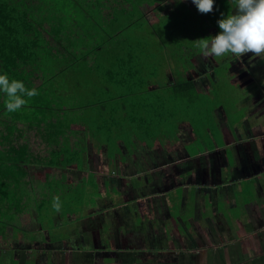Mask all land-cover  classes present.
I'll use <instances>...</instances> for the list:
<instances>
[{
  "label": "rangeland",
  "instance_id": "374dc122",
  "mask_svg": "<svg viewBox=\"0 0 264 264\" xmlns=\"http://www.w3.org/2000/svg\"><path fill=\"white\" fill-rule=\"evenodd\" d=\"M40 1L38 4L41 6L40 15L38 21L33 23L31 20L26 21L25 15H20L10 8L5 0H0V11L6 15L7 23L13 28L12 34L4 35L0 26V43H5L7 53L14 56L9 50V44L15 43L14 37L19 38L17 44L21 46L23 54L14 57L20 59L22 65L31 64L27 70H22L23 79L19 81H22L27 88H35L38 91L35 97L30 99L25 97L28 103L16 111L24 121L21 126L23 125L31 149L38 154V164L28 166L29 176L24 180L29 183L28 186L25 182L20 183V189H25L26 192L29 190L26 196L31 198L25 197L24 202H27L30 214H20L16 227L3 228V234H0V264H26V262L28 264H133L132 260L136 256H140L144 261L149 259L150 261H146L145 264H152L153 259L149 254L144 255L137 251L152 247V244L156 243L157 236L161 239L163 237L156 235L153 239V236L146 232L145 234L139 232L131 236L129 242L126 241L124 247L129 248V252H115L121 256L120 261L116 259L115 253L111 252L109 256H103L102 252L97 253V251L85 253L71 250L83 247L82 244H86L87 236L76 232L80 229L78 227L84 224L78 215L75 216L76 203L72 201L77 200V196L72 194L70 202L69 194L65 195L64 200L60 198L61 192L66 190L67 185L77 182L72 190L80 189L98 207L100 198L98 187L94 185L87 187L89 180L86 179L84 185L81 179L87 177L89 173L101 175L107 161L106 151L113 147L116 150L124 148L122 142L126 140L136 145H139L138 141H140L142 146H155L158 147L157 150L165 148L164 156L162 155L164 160L168 150L179 156V148L189 146L196 149L200 144L202 146L205 140L215 142V137L220 131L227 132L225 123L229 130H234L230 118L239 116L237 110L239 105L234 106L233 100L241 96V102L248 101V97L243 95L249 92L254 109L264 100V53L260 56L253 54L237 56L228 53L221 57H205L195 46L194 40L210 38L220 32L217 21L237 12L235 0H214V10L208 14L200 13L192 0H95V2L94 0H53L54 3ZM73 9L78 11L81 18L87 16L92 22L94 18L99 24V30L95 26L93 29H97L95 36L101 45L87 53L81 60L66 50V44L62 40L64 36L62 28L70 24L69 17L74 13ZM51 11L54 14L51 13L49 19L42 16L43 13L48 14ZM51 17L61 19L62 24H58V20L51 22ZM39 24L38 30L35 31L34 25ZM25 28H29L33 34L25 35ZM142 29L144 33L148 31L150 35L142 38L139 31ZM135 34H137V46L131 41L135 38ZM124 37L127 39L129 37L127 42ZM129 40L132 44L128 43ZM127 51L137 52V74L118 77L117 74L115 76L109 73L107 66L110 64V58L114 55L120 57ZM158 60L161 63L158 62L157 67L152 66V63ZM82 61L89 65H83ZM93 63L94 70L91 66ZM231 63L235 73L232 76L228 70ZM234 68L237 70L235 71ZM14 69H10L11 77L18 73V70L14 71ZM238 71L239 74L236 75ZM229 77L235 89L225 82ZM97 78L98 82H96ZM182 78L190 80L194 85L192 88L194 91L189 89L187 96L186 93L174 91L173 88L183 81ZM220 78L225 81L219 83ZM212 82H217L213 92L209 89ZM96 87L109 89L117 101L127 100L125 106L123 103L117 107L111 106L108 110L109 116L102 120L98 119L96 114L99 111L95 112L92 109L94 95L89 93L90 89ZM142 87H146L148 91H141ZM189 93L203 94L200 97V102L203 98L201 110L202 113L208 112L207 114L188 116L193 115L189 113V109L191 112L196 111V99L199 98L195 96V100H190L188 108L187 101L188 98L191 99ZM127 94L130 96L123 97L125 99L119 98ZM104 97L106 99L107 95L104 94ZM35 99H39L42 105L36 106ZM115 99L108 98L107 101L112 102ZM86 103L88 104L84 107ZM38 107L44 108L40 114L35 110ZM156 107L157 112H155ZM260 108L262 107L256 110ZM252 110L248 106L244 108L247 121H251L254 116ZM57 111L64 118H70L73 123L71 129L76 130L77 134L70 136L69 140L56 137L59 130L52 124L56 123L54 118ZM155 113L159 114L156 120ZM199 119L202 120L198 122ZM204 121L205 123H200ZM120 135L123 137H119ZM68 150L77 151L81 156V169L87 165L89 170L83 172L84 170L77 169L76 163H73L72 166L65 167L66 170L60 171L62 167L57 166L58 161L67 154ZM130 151L133 152L132 149ZM146 156L147 154L144 156V153H138L137 158L144 159L142 167L139 168L145 169L148 165V156ZM116 191L119 189L117 188ZM116 191L111 189L110 195L119 202L117 198L120 195L119 193L116 195ZM137 193L144 197L152 195L146 188L144 192L138 190ZM57 196L61 205L59 212L53 208V198ZM101 208L99 206L96 210ZM165 208L167 209L166 205ZM178 209L177 203L175 211ZM151 211L148 201L137 208V214L141 216L149 217ZM10 214L13 215L12 212ZM186 215V212L180 214L182 222ZM112 219L116 220L117 224L113 225L117 229L118 220L113 217ZM92 220L89 217L88 224L94 227L96 224H93ZM163 220L165 221V218ZM97 222V226H100L99 221ZM2 226L0 224V227ZM169 230L171 228L168 224L167 232ZM73 232L76 234L72 235ZM99 238L102 242L104 239L108 240V235L103 237L99 233ZM177 256L179 257L176 259L180 260L178 263L181 264L183 255L179 253ZM85 257L93 260L87 262ZM216 261L218 262L217 259Z\"/></svg>",
  "mask_w": 264,
  "mask_h": 264
},
{
  "label": "crops",
  "instance_id": "0c3cea01",
  "mask_svg": "<svg viewBox=\"0 0 264 264\" xmlns=\"http://www.w3.org/2000/svg\"><path fill=\"white\" fill-rule=\"evenodd\" d=\"M243 96L248 97V101L241 102L240 97L233 100L234 106L239 105V116L230 118L234 130H229L224 122L227 132L220 131L215 142L205 140L196 149L179 148V156L167 149L168 154L163 160L165 148L157 150L155 146H142L138 140L139 145L126 140L122 142L124 148H117L115 159H110L111 148L108 147L105 153L108 166H104L101 175L89 173L81 179L84 183L86 179L92 181L88 187H98L101 196L98 207L102 208L96 210L98 207L93 203L81 204L84 207L80 208V202H76L75 216L84 221L76 232L85 234L87 241L83 247L71 250L97 251L103 256H109L110 252L125 253L129 250L124 247L126 241L141 231L151 234L153 239L156 235L163 237L157 236L152 247L137 251L149 254L152 264H179L180 260L176 259L179 253L183 255L181 264H264V119H261L264 117V100L255 106L262 108L256 110L249 92ZM245 106L253 109L251 121L246 120ZM258 115L261 117H256ZM138 153L148 156L145 169L139 168L144 159H138ZM75 165L83 172L89 170L87 165L83 169L80 164ZM63 169L66 170L60 171ZM74 185L77 182L67 187ZM145 188L151 191L150 197L138 195V190L144 192ZM111 189L116 195L119 193V202L110 195ZM66 194L72 196L69 190ZM146 201L152 209L149 217L137 214V208ZM177 203L179 209L175 211ZM184 212L187 215L182 222L180 214ZM89 217L96 224L94 227L88 224ZM112 217L118 220L117 229ZM99 233L103 237L108 235V240L99 241ZM118 255L115 253V258L120 261ZM84 259L87 262L93 260ZM140 259L138 261L136 256L132 263L150 261Z\"/></svg>",
  "mask_w": 264,
  "mask_h": 264
},
{
  "label": "trees",
  "instance_id": "16d2710c",
  "mask_svg": "<svg viewBox=\"0 0 264 264\" xmlns=\"http://www.w3.org/2000/svg\"><path fill=\"white\" fill-rule=\"evenodd\" d=\"M5 2L9 5L10 8L14 9L20 15H25L24 18L26 19V21L31 20L33 23L38 21V18L40 15V8H41V6H38V4L41 2L40 0H21V1L20 0H5ZM43 2L54 3L53 0H50V1L47 0V2L43 0ZM46 6L49 8L48 5ZM73 11L74 13H72L71 17H69L70 24L62 28L64 31V36H62V40H64V43L66 44V50L70 54H73L74 57H76L78 60H81L87 55V53L89 54L91 51L95 50L98 46L101 45V43H99L98 39L95 36L97 29L99 30V24L95 21L94 18L92 19L93 20L92 22L87 16L85 18H81V16H79L78 11H76L75 9H73ZM51 13L53 12L51 11L48 14L43 13L42 16L44 18L46 17L47 19H49V17L52 16ZM55 20H58V24L60 23L62 24L63 22L59 18H53V17L50 18L51 22ZM0 26L2 30L4 31V35L6 34L10 35L13 33V28L9 25V23H7L6 15L2 11H0ZM39 26L40 24L34 25L35 31L38 30ZM94 26L97 27L96 30L93 29ZM124 30L128 31L127 29H124ZM139 31L141 32L140 36L142 38L147 37L146 35H150V33L146 30H145L146 32L144 33V29L139 30ZM136 32L139 33L138 31ZM25 33H26L25 35L33 34L29 30V28H25ZM129 34L131 33L129 32ZM134 36L135 38H133L131 41L134 42L137 46V34H135ZM128 39L127 37H124L125 41ZM131 41L129 40L128 43L132 44ZM13 42L15 43L9 44L10 52L14 53L15 57L21 56L23 54L22 48L19 44H17L19 42V38L14 37ZM14 56H12L11 53H7V47L5 43L1 42L0 43V74L6 73L10 80L12 79L21 80L23 79L22 70L24 69L27 70L29 67H31V64L27 66L22 65L21 60L18 58H15ZM98 59H100V57H98ZM158 62L159 64L161 63L159 60L154 61L152 63V66L154 65L157 67L159 65ZM109 63L110 64L107 66V71L109 73H113L115 76L116 74L118 77L132 76V75L137 74V52L133 53V52L127 51L126 53L124 52L120 57H118L117 55H114L112 56V58H110ZM82 64L89 65V63H86L84 61H82ZM91 66L93 68L94 63ZM11 68H15L14 71L18 70V73L12 77L10 75ZM227 79L228 80L225 81L224 79L220 78L218 82L223 83L225 81L228 85H230L233 89H235V85L232 83L230 77ZM182 80L183 81H181L180 83L176 85L177 87L174 86L173 88H175L174 91L179 90L183 94L186 93L185 95L187 96L188 94L187 91H189V89L190 91H194L192 90L194 85L188 79L185 80L184 78H182ZM98 81L99 79L97 78L96 82ZM216 83L217 82H212L210 85L209 89L212 92L215 90ZM100 85L102 86L101 82H100ZM218 88L220 87L218 86ZM142 90L148 91L146 87H142L141 91ZM238 90L241 92L240 89ZM89 93H92V96L94 95L92 98L94 99V102H92V109L95 112L99 111V113L96 115L98 116V119H101V120L109 116L108 110H110L111 106L117 107V106H120L121 103H123L125 106V103L127 101V100L117 101V99L114 98L110 90L106 88L98 89V87H96L95 89H90ZM104 94L107 95L106 99L104 97ZM102 95L103 97H101ZM189 95L191 96V99L188 98L189 101H187V105H186L187 107L191 103L190 100L193 101L196 99L195 96H198L199 98L196 99L197 101L196 111L193 110V112H191V110L189 109V113H192L193 115L189 114L188 116H196V115L202 116V114H207L208 112L202 113V110H201V105L203 104V98L201 99L202 102H200V97L203 94L202 95L200 94L191 95V93H189ZM125 96H130V95L129 94L122 95L119 98L125 99L123 98ZM4 97H5V94L2 91H0V224L3 225L2 227H0V234H3V228H6L8 226L16 227V224L19 221L20 214L22 213L30 214L27 209V202L26 203L24 202L25 197L31 198L29 196H26V194L29 193V190H27L28 192L27 193L25 189L22 190L20 189V187H21L22 182L23 183L25 182L26 186H28L29 184L28 182L24 181L29 176L28 166L30 164H33V165L38 164L37 163L38 154H36L31 149V146L28 143V140L25 136V132L22 127L23 125L21 126V123L23 124L24 122L23 119L20 118V116L16 112L9 113L7 111L6 106H5ZM192 97H195V98H192ZM108 98L110 100L111 99H115V100H113L114 102L113 101L109 102L107 101ZM87 104L88 103L84 104L83 106L85 107ZM35 105L36 106L42 105L40 104L39 99H35ZM43 109L44 108L42 107L35 108L38 114H40L43 111ZM155 112H157V107L155 109ZM158 117H159V114L155 113L154 119L156 120ZM54 119H56V123L52 122L53 123L52 126L57 128V130H59L56 133V137H61L63 139L69 140L70 136H73V135L75 136L77 134L76 130L71 129V125L73 123L70 118H64L62 114L59 111H57L56 117ZM201 120L202 119H199V121ZM122 136L123 135H120L119 137H122ZM112 146H114V144ZM116 152L117 151L114 147L111 148V153L109 155L110 159H115ZM80 157L81 156L77 153V151L72 152L68 150L67 154H64L63 157L59 159L57 166L65 168V167H68L69 165H72L73 163L80 164ZM89 183H92V181L89 180ZM85 184L86 183H84V185ZM72 188L74 187L72 186L66 187V190L71 191V195L74 194L75 196H77L76 197L77 200L74 199V201L72 202L74 203L78 202V204L80 202L79 204L80 208L84 207L81 204L89 205L90 203H92L93 200H90L88 195H84L85 193L82 192L80 189L73 191ZM66 190L61 192L60 198L62 199L64 198ZM75 205H77V203ZM10 212H12L13 215H11ZM140 258L141 257L138 256L137 260L140 261L141 260ZM17 262L19 261L17 260ZM26 264H28V262H26Z\"/></svg>",
  "mask_w": 264,
  "mask_h": 264
},
{
  "label": "clouds",
  "instance_id": "9594fccd",
  "mask_svg": "<svg viewBox=\"0 0 264 264\" xmlns=\"http://www.w3.org/2000/svg\"><path fill=\"white\" fill-rule=\"evenodd\" d=\"M192 2L202 14L214 10V0ZM235 3L237 12L217 21L220 28L218 34L194 40L195 46L205 57H221L228 53L260 56L264 53V0H235ZM0 91L6 95L5 106L9 113L20 110L28 99L38 95L35 88L29 89L22 81L10 80L6 73L0 74ZM53 201L54 210L59 212V197H54Z\"/></svg>",
  "mask_w": 264,
  "mask_h": 264
},
{
  "label": "flooded vegetation",
  "instance_id": "af4514ba",
  "mask_svg": "<svg viewBox=\"0 0 264 264\" xmlns=\"http://www.w3.org/2000/svg\"><path fill=\"white\" fill-rule=\"evenodd\" d=\"M225 65V64H224ZM229 70H230V72H231V75L230 76H232L233 74H235L234 73V71H233V64L231 63V65L229 64ZM234 70L236 71L237 70V68H234ZM239 74V71L238 72H236V75H238ZM19 261V260H18Z\"/></svg>",
  "mask_w": 264,
  "mask_h": 264
}]
</instances>
